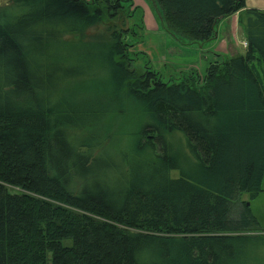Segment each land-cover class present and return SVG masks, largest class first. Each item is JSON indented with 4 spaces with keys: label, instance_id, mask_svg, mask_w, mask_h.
Here are the masks:
<instances>
[{
    "label": "trees",
    "instance_id": "trees-1",
    "mask_svg": "<svg viewBox=\"0 0 264 264\" xmlns=\"http://www.w3.org/2000/svg\"><path fill=\"white\" fill-rule=\"evenodd\" d=\"M146 1L184 43L214 40L238 13L244 53L165 79L133 50L144 23L132 0L0 11V264H262L264 234L242 196L264 178V10ZM83 79L100 90L89 105L55 101ZM133 104L144 116L134 143L107 150L93 122Z\"/></svg>",
    "mask_w": 264,
    "mask_h": 264
},
{
    "label": "rangeland",
    "instance_id": "rangeland-1",
    "mask_svg": "<svg viewBox=\"0 0 264 264\" xmlns=\"http://www.w3.org/2000/svg\"><path fill=\"white\" fill-rule=\"evenodd\" d=\"M133 1V0H132ZM136 6L141 7L140 16L137 19L142 18L144 23V11L147 18H149L148 13H150L153 19L152 28L151 23H147V33L143 37V42L135 45L133 50H140L147 53L150 64L154 66L153 61L157 57V63L159 66L155 67L161 72V75L167 79L168 77L175 78L179 76L181 71H186L194 66H201L203 58H199L198 55V43H184L180 42L178 39L173 37L171 34L167 33L165 30L160 29L162 34L157 32L155 28L158 24L160 26V21L158 17V11L153 4L146 5L143 0H138ZM245 8H258L264 10V0H244ZM10 0H0V11L3 7L9 5ZM155 9H154V8ZM91 27L88 33H96L101 29L100 26ZM161 27V26H160ZM241 32L240 27L237 29V42L238 45L235 49L230 47L229 51L235 53L243 54L244 48L242 45V39L239 36ZM212 41H206V44ZM161 52L163 56V61H159V53ZM144 58L139 57L137 63H142ZM208 65V64H207ZM152 66V67H153ZM192 66V67H191ZM153 67V68H154ZM202 75V74H200ZM97 89V90H96ZM94 90V92H92ZM104 90L102 89L101 96H104ZM87 95V96H86ZM100 95V90L96 88L94 81L83 79L68 82V84L62 85L55 91V101L61 102V99H71L75 100H87L85 105L90 104L89 97H95ZM95 98L91 100L94 101ZM63 101V100H62ZM134 106H126V109L122 112H105L102 116L101 121L93 122L92 129L96 130L101 137L102 143L107 146V150L114 151L117 148H127L135 141V133L139 129L141 122L144 120L143 112L139 105L133 104ZM171 141L173 144V150L177 153H185V139L181 138L178 133H173L171 136ZM171 176L176 177L178 175V170L170 171ZM262 190L254 198H249L248 194H243L242 198L248 200L250 208L260 227L254 231V233L264 234V178L261 183ZM262 264H264V251L261 259Z\"/></svg>",
    "mask_w": 264,
    "mask_h": 264
},
{
    "label": "crops",
    "instance_id": "crops-1",
    "mask_svg": "<svg viewBox=\"0 0 264 264\" xmlns=\"http://www.w3.org/2000/svg\"><path fill=\"white\" fill-rule=\"evenodd\" d=\"M144 3L146 5L150 4L148 3L146 0H143ZM134 3H138V0H133ZM136 5V4H135ZM140 6V4H139ZM142 8V6H141ZM154 8V7H153ZM155 9V8H154ZM149 18H147L146 13L144 11V31H143V37L146 35L147 33V23H151L152 28H154L153 26V19L151 18L150 13H148ZM237 16L238 13H234L233 15H231L230 17L223 19L217 26V33H216V38L214 40H212V42H208L206 44H199L198 46V55L199 58H203L205 61H202V67L201 66H194V68H196L198 70V72L200 74H203L205 71V68L207 66V64L216 59V55L218 54H225V55H234L237 54L236 50L235 53H232V51H229V48L232 47L235 49V46L239 44V42H237V29H238V24H237ZM157 29V32L159 34H162L160 32V29H162L158 24L155 27ZM242 39L241 42L245 41V37L244 34L242 32H240L239 35ZM244 48V47H243ZM159 61L162 62L163 61V56L161 54V52L159 53ZM151 62V61H150ZM152 64V62H151ZM153 64L155 67L159 66L157 63V57H155ZM153 66V65H152ZM153 66V67H154ZM154 67V68H155ZM192 67V66H191ZM156 69V68H155Z\"/></svg>",
    "mask_w": 264,
    "mask_h": 264
},
{
    "label": "built area",
    "instance_id": "built-area-1",
    "mask_svg": "<svg viewBox=\"0 0 264 264\" xmlns=\"http://www.w3.org/2000/svg\"><path fill=\"white\" fill-rule=\"evenodd\" d=\"M243 47H246V41L242 42Z\"/></svg>",
    "mask_w": 264,
    "mask_h": 264
}]
</instances>
